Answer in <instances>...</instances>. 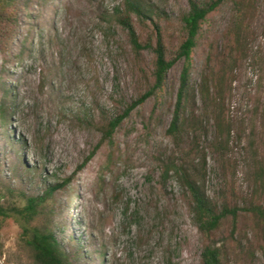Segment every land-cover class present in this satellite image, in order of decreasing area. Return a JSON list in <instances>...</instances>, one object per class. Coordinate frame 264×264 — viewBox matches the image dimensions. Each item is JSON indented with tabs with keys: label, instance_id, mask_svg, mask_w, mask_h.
<instances>
[{
	"label": "rangeland",
	"instance_id": "374dc122",
	"mask_svg": "<svg viewBox=\"0 0 264 264\" xmlns=\"http://www.w3.org/2000/svg\"><path fill=\"white\" fill-rule=\"evenodd\" d=\"M249 1L243 19L224 0L201 23L188 78L196 124L174 137L166 130L182 59L160 91L109 130L153 81L151 52H136L111 19L122 0H25L12 39L0 43V101L8 105L0 120V202L22 207L24 195L67 179L45 205L76 264H200L207 244L220 248L224 264H259L247 209L264 198V0ZM152 2L167 16L170 55L184 37L186 1ZM202 157L207 193L225 192L239 209L236 225L225 219L210 240L193 224L173 172L161 180L169 162L195 174ZM21 223L5 220L0 264H30Z\"/></svg>",
	"mask_w": 264,
	"mask_h": 264
},
{
	"label": "trees",
	"instance_id": "16d2710c",
	"mask_svg": "<svg viewBox=\"0 0 264 264\" xmlns=\"http://www.w3.org/2000/svg\"><path fill=\"white\" fill-rule=\"evenodd\" d=\"M21 1V3L19 2ZM1 0L0 1V43L9 42L13 32L18 26V15L23 8L25 0ZM28 1V0H26ZM30 1V0H29ZM187 8L181 15L180 21L184 29V37L176 50L168 55L164 42V31L161 25L162 19H166L165 11L152 0H122L121 5L113 8L111 19L118 24L125 32L132 48L140 53L142 50H149L152 54V84L132 100L116 119L109 123V130H113L120 120L128 114L135 106L141 104L146 98L153 96L160 91L164 85L168 70L176 60L182 59L183 64L180 71L176 97L173 104L172 116L166 132L174 137H180L182 132L195 125L193 91L189 85V71L191 66V52L196 46L197 36L201 23L206 16L224 0H185ZM236 7L238 15L243 19L247 6L251 1L231 0ZM22 40V46L26 43ZM21 48L17 55L21 54ZM2 88V91L5 89ZM202 102L210 99V89L207 80H203L199 89ZM8 93H3V97ZM8 105L0 101V120L7 116ZM263 128L261 132V145L263 149L262 163L260 167L261 182L264 191V108L262 112ZM218 125V122L216 123ZM92 151L86 157L91 156ZM172 171L180 186L184 189L191 212L192 222L197 230L204 234L209 240L218 231L225 219L229 218L232 227L236 225L238 207L231 204L222 192L217 199L211 197L204 186L205 158H201V165L197 173H193L184 164L174 161L164 166L161 180H167L169 172ZM67 179L62 182L48 185L38 196L24 195L25 204L22 207L7 206L0 202V230L5 220L16 216L21 220L22 232L20 240L23 250L27 253L30 264H76L74 262L73 249L65 247L57 240L53 231L51 213L46 209V201L52 198L56 190L62 188ZM9 193H13L11 187H5ZM251 215L252 230L257 239L262 260L264 264V198L259 204L248 208ZM1 252V244H0ZM200 264H224L222 252L215 244L205 245L200 253Z\"/></svg>",
	"mask_w": 264,
	"mask_h": 264
}]
</instances>
